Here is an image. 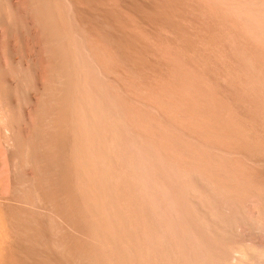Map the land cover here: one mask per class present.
<instances>
[{"label": "bare ground", "instance_id": "obj_1", "mask_svg": "<svg viewBox=\"0 0 264 264\" xmlns=\"http://www.w3.org/2000/svg\"><path fill=\"white\" fill-rule=\"evenodd\" d=\"M0 264H264V0H0Z\"/></svg>", "mask_w": 264, "mask_h": 264}]
</instances>
